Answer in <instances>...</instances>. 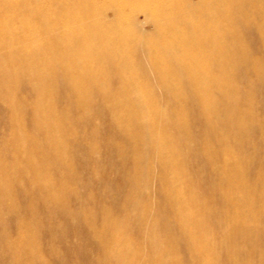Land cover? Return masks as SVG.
<instances>
[{
    "label": "bare ground",
    "instance_id": "bare-ground-1",
    "mask_svg": "<svg viewBox=\"0 0 264 264\" xmlns=\"http://www.w3.org/2000/svg\"><path fill=\"white\" fill-rule=\"evenodd\" d=\"M37 1H41L42 8L18 0H0V112L7 115L13 130L3 146L13 158L12 164L5 166L0 157V205L17 212L18 205L11 199L12 188L22 181L37 196L55 205L64 203L66 195L77 196L75 189L68 188V171L60 173L59 180L48 173L63 163L58 154L68 147L66 132L74 124L68 108L59 109L57 104L64 101L81 111L94 110V101L99 98L95 100L91 95H98L102 103L114 105L107 110L108 117L120 129L123 142L127 145L129 140L134 145L127 157L124 146L108 140L114 153H120L121 161L126 162L132 156L134 165L124 172L126 179L135 185V191L128 197L124 212L119 211L120 216L114 217L109 209H104L102 221L92 233L103 251L96 264H182L178 241L184 242L199 258L204 257L209 253L214 234L203 229L202 213L209 206L201 198L198 178L189 174L186 153L190 149L198 151L206 160L204 165L218 171L224 182L245 175L235 155L240 145L233 148L227 139L236 138L238 143L248 145L250 136L257 133L252 134L251 123L244 121L243 110L241 113L242 108L237 106V93L232 90L235 85L230 88L228 84L242 65L252 72L264 69L256 56L245 65L238 60L248 49L241 40L242 30H250L255 24L259 35L253 32L264 48V22L258 25L251 18V15L263 18L264 0H125L120 7L114 5L113 23L105 20L106 9L97 7L95 0ZM51 4L65 5L68 10L51 16L48 9ZM245 4H250L252 14L244 10ZM123 6L131 7L130 16L145 14L148 26L154 29L146 31L135 18L129 17V23L123 27L121 23L126 18ZM27 12L32 14L26 16ZM38 18H46L48 22L40 24ZM96 21H100V26L95 25ZM51 35L60 36L54 45L50 43ZM69 66L77 67L80 73L68 78ZM259 81L264 85V77ZM24 83L36 95L33 105L16 95ZM157 87L165 91L170 108L159 103ZM193 104L199 106L191 117L187 109ZM168 115L178 123L169 134L170 121L164 123L161 119ZM27 117L31 123L29 130ZM42 128H46L45 133L39 137ZM194 128L200 131L199 142L192 136ZM199 155H195V161ZM149 159L160 166L158 181L152 174V166L145 164ZM154 178L161 185L162 198L170 205L171 220L159 212L155 214L153 205L143 204L144 199H140L145 188L154 185ZM240 189L241 198H252L249 187ZM75 213L68 209L66 214L76 216ZM135 216L143 217L145 236L132 235ZM82 218L88 226L93 222L89 214ZM22 229L24 233L14 242L7 235L2 236L7 251L13 255L14 264L40 263L32 226L23 220ZM236 230L232 227L228 233Z\"/></svg>",
    "mask_w": 264,
    "mask_h": 264
},
{
    "label": "rangeland",
    "instance_id": "rangeland-1",
    "mask_svg": "<svg viewBox=\"0 0 264 264\" xmlns=\"http://www.w3.org/2000/svg\"><path fill=\"white\" fill-rule=\"evenodd\" d=\"M124 1L125 0H95V4L97 7L106 9L104 15L105 20L113 23L115 18L113 12L114 5L120 7ZM18 2L22 4L25 2L33 5L37 4L38 7L35 6L36 8L43 7L41 1L37 0H18ZM245 6L247 8H244V10L250 11L252 14L253 10L249 8L250 4H245ZM123 8V12L126 15V18L121 23L123 24V27L127 25L130 18H135L134 20L136 23L143 27L144 30L149 31L154 29V26H148L145 14L140 13L135 17L133 15L130 16L132 10L131 7L123 6ZM48 9L52 16L54 14L60 15L64 13V11L68 10V7L65 5L53 6L51 4ZM148 13L150 15V11L147 12V15ZM29 14L32 13L27 12L25 15L28 16ZM76 16L78 17V15ZM127 17H129V19ZM251 18L253 22H259L258 25L264 22V16L259 19L255 15H251ZM37 22L45 24L48 22V19L38 18ZM95 25L100 26V21L95 23ZM256 27L255 24L250 30H242L241 33L242 43L248 48L247 51L249 50L248 52L244 51L242 53L243 56L241 54L239 56V58L244 57L246 60L238 58L240 63H243L244 65V62L248 59H253L256 56V61L258 62L259 60V64L264 66V61L262 59L264 58V53H261L264 52V50H262L264 48L263 46L261 47L259 36H255L257 33L259 35ZM253 28H256V30ZM253 31H255V34ZM59 38V35H51L50 43L54 45ZM256 39L258 40L256 41ZM249 44L252 45L253 50ZM261 60L262 62H260ZM242 66L237 68L240 69L237 70L239 74L236 72V77L232 78L228 86L231 88L233 84L235 85H233L234 88L232 90L235 89L234 91L237 93L235 95L237 106L242 108L240 110L241 113L243 110L242 115L244 121H248V124L251 123L249 125L253 132L252 134L254 135V132L256 131L255 134L257 133V135L250 136L252 137L250 140L251 142L249 143L250 145H242L235 140L236 138L230 140V137L227 139V143L230 146L234 145L233 148L240 145L237 146L238 148L236 147L235 155L240 163L239 166L245 175L232 177L228 182H224L218 171L211 170L207 167L208 165H204L206 160L199 155L198 151H192L190 149V151L186 153V166L189 174L193 175L195 179L198 178V184L202 187L200 192L201 198L209 206V208L202 213V220H204L202 223L203 229L212 232L214 237L210 245V254L208 253L202 258L193 254L184 242L178 241L176 245L182 264H264V130H261L262 128L264 129V85L259 81L264 77V69L261 67V69H263L262 71L259 68L260 71H257L258 74L255 75L257 72H252V70H249L246 65L245 67ZM245 68H247V70H245ZM67 70L68 78L80 73V69L73 66H69ZM237 76L241 78V80L238 79ZM254 76L255 78L253 79ZM254 80L259 82L255 83L253 82ZM234 82H236V84ZM248 84L249 86H247ZM29 87L28 84H22L21 87L17 89L16 95L28 104L33 105L36 102V95L31 88L29 89ZM156 89L158 92L156 93L158 96L157 99H159V103L162 104L161 106H163V108H170L172 105L171 102H168V97L165 91L159 87ZM111 90L115 91L114 88H111ZM28 94H31V96ZM185 96L190 97V94L186 93ZM91 97L95 100L99 98L97 102L94 101L97 111L95 108L94 110L88 109L81 111L76 108L75 105L66 104L64 101H62L63 104L62 102L57 104L59 109L68 108V114L73 115L74 117V124L72 123L73 125L71 124L69 128L68 126L66 127V129L68 128L66 132L68 149L65 148L64 150H60V148H58L60 150L58 157L62 159L60 160L63 163H61L60 167L57 169L58 172L57 170H50L48 173H50L49 175L52 176V178L55 177L59 180L61 174L68 171V188L75 189L76 191L74 190V194L77 196L72 197L69 194V197L66 195V201H64V203L55 205L51 200L37 196L25 181L13 186V196H11V199L12 201L15 200L13 203L18 205L17 212L6 205H0V264H14V257L7 251L6 242H4L2 236L7 235L12 242L18 240L19 235L24 233L22 229L23 220L27 221L29 225L32 226L33 236L36 237L34 241L36 242L37 249L42 259L40 263L36 264H96L95 261L101 257L103 252L102 247L98 244L96 239H94L93 234L97 230V225L102 221L104 209H109L114 217L120 216L121 213L124 212V207L128 203V197H131L135 191V185H132L125 176V173L130 170L132 165H134L132 156L126 158V162L125 160L121 161V156L118 155L120 153H114L115 149L110 147V139L115 141L113 143H119L124 146L123 149L126 150L125 156L133 152L134 145L131 144L129 140H126V145V142H123L125 139L123 136H120V129L118 130V128L114 127L116 125L111 124L112 122L108 117L109 114L107 110L114 105L106 102L102 103L104 101H101V98L98 95L95 97L93 94ZM99 101L101 103H99ZM47 103L48 102H44V104ZM224 103L226 104V102ZM224 103L221 105H225ZM197 106L199 105H189L187 115L192 117L191 114L198 109ZM189 107H193V110ZM189 109L192 111H188ZM2 114L3 113L0 112V118L3 115L4 118L7 117L5 113ZM3 117L0 119V157L3 159L5 166H10L13 158L5 153L3 146L5 139L13 135V130L9 118L7 117L3 119ZM162 117L163 118L161 119L164 123L165 121H170L168 125L171 127L167 130V134H169V131L173 130L174 127L176 128L178 123L171 118L170 115ZM29 118H26L27 122ZM26 124L27 129H31V127H29L31 124L30 120ZM257 125L261 126L258 127ZM45 129L46 128L40 129L39 137L45 133ZM194 129L195 130L192 131L194 132L192 136L194 135V139L196 138L195 140L199 142L201 140L198 135L200 131L198 128ZM257 129H260L261 132L260 130L257 131ZM171 132L172 131H170V133ZM164 133L163 138L166 139L167 134L166 132ZM108 140L110 142H108ZM233 140L235 141V144ZM229 141L231 143H229ZM52 144L54 143L52 142ZM243 147H245V149L241 150ZM54 148L57 149L56 146ZM152 148H154V146L151 147V149ZM127 149L130 150L128 151ZM195 155L201 157H197V162L194 160ZM127 160L130 161L127 162ZM123 162L125 163L123 164ZM147 162L145 164L152 166V174L158 181L162 173L160 171V166H158V163H155L150 159L147 160ZM100 164L102 167H99ZM122 165H124L125 168H123ZM68 166H71V168ZM125 170L126 172H124ZM195 172H197L196 174L198 176ZM201 174H203V176ZM157 181L153 182V186L150 185L151 188L147 186L145 188L146 191L142 190L144 194L140 199H144L142 200L143 204H148L150 206L153 205L152 208L154 209L153 212L155 214L160 213L159 215L162 217L164 216L163 218L171 220L173 217L172 210L166 199L162 198L160 193L161 185L159 182L157 183ZM242 186H247L251 189L253 195L251 199L241 198L240 188H242ZM108 188H110V192ZM132 189L134 190L132 191ZM249 200H253V202ZM51 206H53V208H51ZM68 209H71L72 211L74 210L76 216L66 214ZM239 210L240 212H238ZM78 214H80V216H78ZM85 214H89L92 217L93 222L90 226L82 221V217H84ZM134 219L130 230L132 235H144L142 227L144 220L143 217L135 216ZM229 220H231V222ZM232 227L237 228V230L228 233Z\"/></svg>",
    "mask_w": 264,
    "mask_h": 264
}]
</instances>
